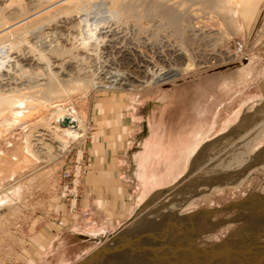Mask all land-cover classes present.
Instances as JSON below:
<instances>
[{
	"label": "rangeland",
	"instance_id": "374dc122",
	"mask_svg": "<svg viewBox=\"0 0 264 264\" xmlns=\"http://www.w3.org/2000/svg\"><path fill=\"white\" fill-rule=\"evenodd\" d=\"M161 1L83 2L79 13L84 25L76 24L78 27L70 35L71 37H68L67 44L62 42L57 45L58 36L53 34L56 23L58 22L59 25L57 17L54 20H42L40 25L32 27L34 33L32 32L33 35L29 38L31 44L42 49L48 46L46 51L56 45L54 49L61 47L59 51L57 50L61 53L71 50L72 45L77 46L82 42L91 41L93 37L89 39L91 35L88 37V34L92 33L89 31L97 21L107 23L105 26L110 27L115 36L107 37L106 40L110 42L104 44L95 42V46L92 44V47H86V51L84 49L78 51L79 55H83V52L92 53L91 63L96 67L106 59L117 60L121 56L119 52L124 49L152 57L154 52L163 54L169 46H175L187 50L196 64V57L211 49L220 48L222 53L227 50L233 54L230 59L218 61L214 66L213 64L204 67L198 65L191 72L185 73V76L159 82L143 89L138 88L134 92H130L125 87L108 91L99 87L89 89L77 87L76 90L60 86L62 88L51 97V100L44 99L42 106L27 113L23 112L22 116L16 112L15 115L7 113L0 118V264H44L42 260L47 238H37L39 227L47 226L50 229L49 232L44 233L49 240L56 236L57 231L68 232L70 228L66 226L61 230L57 227L64 213L71 216L83 215L86 202L89 205L93 200L91 192L85 186L87 179L96 178L97 173L102 169L108 172L110 164L117 166L116 169L113 168L115 178L118 174L126 178L121 181L127 182L124 193L128 196L130 209H133L134 203L131 198L134 185L136 190V177H133L132 165L128 161H132L135 172L133 174L136 176L137 168L131 158L134 157L140 142L147 136L144 127L147 116L151 111H155L157 121L160 122L159 116L163 111L167 114L170 109L168 118L177 117L173 109L176 104L172 103L177 102L174 98L175 93L178 91L177 87H183L182 85L186 86L181 88L183 91L188 90L183 93L188 96L183 95L184 98L187 97L195 107L192 114L189 107H186L190 121L180 117L178 122H172L171 134L179 141L172 144L171 150L165 154L166 158L156 164L154 173L156 170L163 172L166 167V170L171 167H182L181 160L194 143L197 137L195 135L198 134H201L204 140L202 139L196 146L195 152L201 149L204 151L207 145H218L215 140L222 142L227 139L220 148L210 153L209 156L214 158L247 136L245 143L247 153L253 156L237 171L226 173V181H219L225 186L217 188L207 186L205 181H209V178L196 177L197 173H192L190 165L196 154L194 152V156L189 158L190 162L188 160L187 164L185 163L186 168H180L181 174L186 170L185 175L174 186L150 199L138 215L117 227L102 245L106 247L107 252L99 254L90 264H104L106 261L110 262L109 264L112 262L115 264H210L203 259L210 252L218 253L237 248L248 251L264 247V130L253 131L264 126V0H230L236 12L229 16L216 14L209 6L208 0H168L174 5L173 13L172 10L170 13L174 14L175 22L158 13L155 6ZM245 9H247L246 13ZM45 11L47 10L32 12L29 19H34V16L39 19ZM77 17L76 23L80 21ZM40 27L43 29L39 30ZM191 27H194L193 34L188 32ZM107 30L109 28L103 31ZM46 33L48 36L44 35ZM110 50V57L103 54ZM82 63L84 67L85 63L83 61ZM126 69L128 67L122 64L110 70V75L117 76ZM35 72L36 75L40 74ZM82 73L81 71V77L88 75ZM212 75H219L220 78L214 82L202 83L203 78ZM108 77L104 75V78ZM137 97L142 98L137 101ZM195 101L198 103L196 104ZM151 106L157 108L150 109ZM70 107L83 120L86 130L84 137L70 140L62 151L55 150V152L53 148L46 164H38L25 155L23 151L25 138L33 126L49 119L57 108ZM191 129L193 131L189 134ZM107 136L112 139L111 143L115 145L114 147L108 142ZM125 138L128 142L121 148L119 145L125 141ZM203 141L205 143L199 147ZM109 143L112 147L110 146L111 149L107 152L114 154L104 153L106 150L104 148H108ZM92 156L97 160L106 156L114 157L113 161L122 160L127 163L134 185L125 166H118L111 161L94 162ZM75 159L81 169L76 186L75 207L71 210L70 203L73 200L69 195L71 185L68 181L61 180L60 175L73 166ZM161 180L164 179L158 180V183ZM223 207L225 208L222 212L212 213ZM141 216H147L152 222H143ZM178 219L182 220L180 221L182 223ZM30 239L37 240L39 244L32 243L33 247H31ZM113 240H120L117 242L119 246L111 245ZM192 245L206 248L197 250ZM113 249H118L117 254L111 252ZM123 251L124 254L119 256L118 254L121 255ZM112 257L113 259L108 260ZM245 262L253 264L246 258Z\"/></svg>",
	"mask_w": 264,
	"mask_h": 264
},
{
	"label": "bare ground",
	"instance_id": "6f19581e",
	"mask_svg": "<svg viewBox=\"0 0 264 264\" xmlns=\"http://www.w3.org/2000/svg\"><path fill=\"white\" fill-rule=\"evenodd\" d=\"M88 1L89 0H0V118H3V116L6 115L7 113L15 115V113L17 112V114L21 115V113L23 112L27 113L33 110L34 108L36 109L38 106L39 107L42 106L44 99L50 98L51 100V97L54 96L59 91L60 88H62L60 86H64L70 89L73 88L76 89L77 87H82L84 89L99 87L108 91H113L115 89H120L125 87L130 92H134V90L138 88L143 89L148 86L157 84L159 82H163V81L166 82V80L180 77L185 73L187 74L191 72L198 65L204 67L213 64L214 66V63H217L218 61H221L223 59L226 60L230 59V57L233 54V52L227 50H226L227 52L224 50L225 53H222L220 48L216 50L211 49V51L209 50V52L207 53L206 52L200 53L199 56L196 57L197 58V64H196L194 63L195 59L193 58L194 60H192V56L187 53L188 52L187 50L182 48H177L175 46H169V47L167 46L168 48L164 50L163 54L154 52L153 53L154 56L152 57L144 56V54L140 55V53L138 55L135 52L133 53L132 51L130 52L129 50L124 49L121 52H119L121 56L117 60H115L114 58H112V60L106 59L101 64H98L99 65L98 67H96L95 64L91 63L92 60L90 56H92V53L89 54L83 52L82 53L83 55L81 54L79 55L78 51L80 50L82 51L83 49L85 50L86 47L87 48L92 47V44L94 45L95 42L97 44L98 43L104 44V42L107 41L110 42L109 40H106L107 37L109 36L115 37L113 30H111L110 27L105 26V24L107 23L98 22V21L97 24H95V26L92 29H90L89 33L91 32L92 33L88 34V37L89 35H91L89 39L93 37L92 40L88 42H82L77 46L72 45L70 46L71 50H68V52L67 50L66 52H61V53L58 52L61 47L58 48L59 47L58 46L57 47L58 49L56 48L54 49L56 45L54 47L52 46L53 47L52 49H50L49 47L50 50L46 51V48L48 46L45 49H42V47L40 46H39L40 48H38L35 47L34 44H31L29 38H31V36L33 35L32 27L34 28V26L40 25L42 20L43 21L45 19L54 20L56 19V17L59 18L58 19L59 25H57L58 23L57 22L56 26L53 29L54 32L53 31L52 32L53 34L55 33L56 36H58L57 45L62 42L63 44H67L68 37H71L70 35L73 34L75 28L78 27L76 26V24L82 25L84 23L81 20L82 18L80 17L81 14L79 13L80 12L79 8H81L83 2L86 3ZM110 1L113 2L116 0H110ZM170 1L162 0L161 3L159 2L158 3L159 5L155 7L157 8L158 13L162 17L164 18L166 17L167 19H170L171 22H175L176 18L175 16H173L174 14L172 15L170 13L174 5H172V2ZM208 1L210 3L209 6H211V9H213L216 14H220V16L221 14H223L224 16H229L231 14L233 15L234 12H236L234 11L233 6L231 5L233 3H231L230 0H208ZM178 6L180 7V5ZM40 10H47V11H45L44 13L42 12L43 14H41L42 16L39 19H36L35 16L34 19L33 18L29 19L31 15L30 13L38 12ZM246 10L247 9H245L244 12ZM76 16H78L77 19L80 20L78 23L75 22ZM53 22L51 21V23ZM42 27H40L39 30L45 28ZM108 28L109 30L103 31ZM41 32L43 33V31ZM188 32L193 34L194 27L189 28ZM44 35L48 36V33ZM78 46H80V48H78ZM104 47L106 48L107 46ZM62 48L64 49V47ZM161 49L162 48H160L159 50L161 51ZM103 54L106 55L107 57H110L111 50L108 52H104ZM82 61L85 63L84 67H82L83 65H81ZM122 64H125L128 67V69H126L122 74H119L117 76H111L110 70H113L114 68L116 69L117 66H121ZM34 71L40 72V74L36 75V72L34 73ZM81 71L83 72L82 74H88V75L81 77L80 74ZM104 75H108L109 77L104 78ZM246 75L248 76V74ZM219 78H220L219 75H212L209 77H205V79L203 78L204 81H202V83L210 82V81L214 82ZM182 86L186 87L185 85ZM183 87H177L178 91L175 93V97H174L177 100V102L175 101L176 103H172V104H176L175 108L173 109H175L177 117L168 118L169 116L168 113L170 110L169 109L167 114L165 113L166 111H163L161 116H159L160 122H158L155 111H151V113L147 116L146 121L144 123L147 136H145L144 139L140 142L139 148L135 150L136 153L134 157L131 158L134 161L135 166L137 168L136 176L135 174L134 176L136 177L137 180L136 191L139 202H142L143 199H145L146 195L152 189L157 187L158 180L162 178L163 179L169 178L171 180H175V178L181 174L180 168L181 169L184 167L186 168L185 163L187 164L189 158L195 152L196 146L202 141V139L204 140V137L201 134L195 135L197 137L194 143L189 147V149L184 155L182 167L180 168L171 167L165 170L164 173H160V174L154 173L156 164L159 161L165 159L166 158L165 154L171 150L172 144H175L177 141H179L171 134L172 122H178L180 117L186 118L187 121L188 120L190 121L189 118L190 114H187L186 107H189V109L191 110V114L193 112L192 110L195 107L194 103H190V101L187 99L188 96L183 94L186 91H188V90L183 91V89H181ZM206 87L208 88L209 86ZM155 92L157 91H154V93ZM183 95L187 97L184 98ZM141 98L142 97H137V101L141 100ZM197 103L198 102H196V104ZM155 108L157 107L155 106L150 107V109H155ZM200 117H202V115ZM195 120L197 121V119ZM159 124L161 125L159 126ZM255 130L257 131L264 130V126L259 127L258 129L257 128L253 129V131ZM192 131L193 129H191V132L189 134H191ZM85 132L86 130L84 129L83 126V120L71 107L68 109L57 108L55 112L52 113L49 119L42 122L41 124L33 126L32 130L25 138V144H24L25 146L23 151L25 155L34 159L38 164H42V163L46 164L48 162L47 160L50 159L49 158L50 152H53L55 150L62 151L65 145L70 140H78L80 138H83ZM246 137L247 136L243 137V139L239 140L238 143L236 142L233 146H230V148L226 150L224 149L225 151H223L220 155L214 158L209 156L210 153L218 149V147L220 148V146H222L221 144L223 143V141H226L227 139L223 140L222 142H220V140H215L214 142L218 143V145H214V144L209 146L207 145V148L204 151L203 149L198 150L195 154L194 159L191 161L190 168L192 170V173H197L196 177H201L203 179L209 178L210 182L208 180L205 181L208 187L214 186L220 188L222 186H225L219 181H226L225 180L226 173L229 174L231 173L230 171H235V170L237 171L238 168H241V166L243 164H246L250 160V157L253 156V154L248 155L247 153L245 143L248 137L247 138ZM110 146L111 145L109 143V147ZM53 148L54 150L51 151ZM187 184L189 185V183ZM185 189L183 188V190ZM180 190H182V187L180 188ZM142 219L143 222L144 221L152 222L150 219H148L147 216L145 217L141 216V220ZM171 221L172 220H170V222ZM178 221L180 222L182 220L178 219ZM199 221H201V219ZM155 228H157L156 225ZM166 228L169 229V227L167 226ZM97 231H100V227L98 225L95 228L93 227L92 230L89 231L87 230V233L97 232ZM159 231H157V233ZM208 231L210 232L211 230ZM157 233L154 234L156 235ZM90 235L84 234L83 230L78 228L77 230L74 231L72 230L71 232H69L64 236H59L56 239H52V241H50L47 246L46 253L44 255L42 262L44 264H64V263L68 264L69 262L74 261V259L77 258V256L80 255V253L84 252L87 248H89V244H85L84 242L88 241V239L90 240V238L92 237ZM94 235L97 234L94 233ZM198 236H196V238ZM123 237L124 235L122 236V238ZM159 237L161 238L162 235L160 234ZM119 241L120 240H113L111 241L113 242L111 243V245L119 246L117 244V242ZM192 246L194 247V249L197 250L206 248V247H198L194 245ZM216 254L225 255V251H220ZM86 257H84L83 259H85ZM233 264H236L235 261Z\"/></svg>",
	"mask_w": 264,
	"mask_h": 264
},
{
	"label": "crops",
	"instance_id": "0c3cea01",
	"mask_svg": "<svg viewBox=\"0 0 264 264\" xmlns=\"http://www.w3.org/2000/svg\"><path fill=\"white\" fill-rule=\"evenodd\" d=\"M107 138H108V136H107ZM108 140H109L108 142L111 143L112 139L108 138ZM205 141H203L199 147H202L203 144L205 143ZM105 142H106V140H105ZM127 142H128V139L125 138V141L122 142V144H120L119 146L121 147V146H123L124 143H127ZM111 144L113 147L115 146L113 143H111ZM111 147H108V148L103 147L104 150L106 149L105 152L104 151L103 152L105 154H109V155L114 154L112 152L111 153L107 152L111 149ZM194 154L191 156V158L194 156ZM181 155H182V153H181ZM93 156H92V158H93L94 162H98V161L110 162L111 161V163L115 162L116 164H118V166H125L127 171H128L129 178L133 181V185H134V179L131 176L130 168H129V165L127 163L122 162V160H119V161L114 160L113 161L115 155L113 158H111V157L107 158V156H106L105 158H99L98 160L96 159V157H93ZM183 159H184V157H183ZM183 159L181 160L182 162L180 163V165L183 163ZM128 162H130V165H132V175L135 178V176L133 174L134 173L133 172V169H134L133 163H132V161H128ZM172 162H175V161L172 160ZM189 162H190V160H189ZM109 166H111V167H110L108 172H106L105 169H102L97 173L96 178L90 177L87 179L85 186L91 192V195H92L91 197L93 200H92V204L87 205V202H86L85 207L82 205L86 209L85 212H83V215H81V214L76 215L75 214V215L71 216L69 214L64 213V216L62 217L59 225L57 226L58 229H60V230L62 229L63 226L70 228V230L66 233H60L57 231L56 236H58L60 234H63L60 236H64V235L68 234L69 232H71L72 230L74 231V230H77L78 228L82 229L84 234H86V235L91 234L90 236H92L90 238V240L88 239V241L84 242L85 244H89V248H87V249L85 248L86 250L84 252L80 253V255H78L77 258L74 259V261L69 262L68 264H75L76 262L81 260V258L87 256L88 254L93 253L97 248H99L100 245L102 246L105 243V241H107L109 239V237L112 235L113 231H116L115 229H117V227L126 223L130 219L134 218L135 215H138V213L142 210L144 205L148 201H150V199H152L153 197L159 195L161 192H163V191L171 188L172 186H174L179 181V179H181L182 176L185 175L184 172L186 171L185 170L180 175L179 178H177L178 177L177 176L176 177L177 179L175 178V181L171 180L169 178L164 179L163 181L161 180L157 184V187L152 189L146 195L145 199H143L142 202H139L138 198H136V196H137V191H136L137 190V180L135 178L136 190H135V185H134V193H133V197L131 198L132 202L134 203V207H133V209H130L129 203L127 202L128 196L124 193L127 182L121 181L122 179L124 180L126 178L121 177V174L116 175V178H115V176L113 174V170L115 171L117 166H115L114 164H110ZM106 168H107V165H106ZM113 168H115V169H113ZM166 168H165V170H166ZM165 170L163 172H160V171L158 172L156 170V173L157 174L158 173L159 174L164 173ZM163 184H164V186H162ZM65 212H67V211H65ZM97 225L100 227V231L87 233V230L88 231L92 230L93 227L95 228V227H97ZM85 229H87V230H85ZM49 230L50 229H48L47 226H40L38 231H37L38 234L36 235L38 239L47 238L46 239V246H45L46 249H47L49 242L52 241L53 238L56 239L59 237V236L58 237L55 236L56 238L53 237L52 239L49 240L48 237H46V235L44 234V233L49 232ZM94 233L97 235H94ZM29 243L31 244V247H33V244H39V242H37V240L34 241L31 239L29 240ZM45 253H46V251H45ZM122 253L123 252H121V256H122ZM115 254H117V252ZM111 259H113V257L108 259V260H111ZM41 260H42V258H41ZM109 263L110 262L106 261L104 264H109ZM64 264H67V263H64ZM111 264H115V262H112Z\"/></svg>",
	"mask_w": 264,
	"mask_h": 264
},
{
	"label": "water",
	"instance_id": "95a60500",
	"mask_svg": "<svg viewBox=\"0 0 264 264\" xmlns=\"http://www.w3.org/2000/svg\"><path fill=\"white\" fill-rule=\"evenodd\" d=\"M225 207L217 209L212 213H219L224 210ZM225 255H217L216 253H209L207 254L206 258L204 257V261H208L210 264H233L234 261L236 264H247L245 262V258L253 264H260L264 262V247L261 246L260 248L250 249L245 251L243 249H228L224 250ZM106 247L101 246L100 248L96 249L92 254H90L85 259L75 263V264H90L99 254L106 253ZM113 254L118 252V249L111 250ZM229 252V253H227Z\"/></svg>",
	"mask_w": 264,
	"mask_h": 264
},
{
	"label": "built area",
	"instance_id": "2783aa9c",
	"mask_svg": "<svg viewBox=\"0 0 264 264\" xmlns=\"http://www.w3.org/2000/svg\"><path fill=\"white\" fill-rule=\"evenodd\" d=\"M80 169L81 166L78 162H73V166L69 170H65L61 173L60 178L61 180L68 181L71 185V191L69 192V195L73 198L72 202L70 203V209L73 210L75 207V200H76V186L78 183V179L80 176Z\"/></svg>",
	"mask_w": 264,
	"mask_h": 264
}]
</instances>
